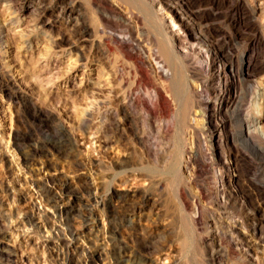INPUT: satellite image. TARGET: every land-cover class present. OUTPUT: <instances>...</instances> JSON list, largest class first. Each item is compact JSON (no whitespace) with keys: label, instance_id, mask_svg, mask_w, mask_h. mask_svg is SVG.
Instances as JSON below:
<instances>
[{"label":"rangeland","instance_id":"obj_1","mask_svg":"<svg viewBox=\"0 0 264 264\" xmlns=\"http://www.w3.org/2000/svg\"><path fill=\"white\" fill-rule=\"evenodd\" d=\"M75 1L83 4L86 21L99 27L98 33L78 42L71 29L51 19L49 37L55 44L27 17L17 26L8 20L19 0L0 3V250L7 251H0V264H264V138H254L255 149L237 136L240 119L257 116L250 95L257 82L237 83L240 109L237 104L213 113L202 100H213L214 93L202 85L200 54L208 45L219 46L221 32L236 30L224 9L215 18L208 15L210 6L184 10L191 27L182 30L187 39L178 46L191 53V60L182 66L161 51L154 17L143 5L109 0L100 8L89 0ZM158 16L167 17L164 11ZM102 38L103 54L97 57L91 43ZM133 44L143 59L137 63L127 54ZM245 45L241 39L234 49ZM77 48L86 55L68 69L67 54ZM98 58L108 73L112 70V95L108 85L89 88L99 73ZM162 69L172 75L164 76ZM136 75L141 83L132 86ZM128 87L140 102L127 103L124 113L114 95L130 92ZM159 89L165 102L153 97ZM59 130L73 139L66 154L50 147ZM30 145H45L47 151L27 165L24 152ZM116 154L127 161L117 162ZM48 162L52 167L44 169ZM226 174L233 182L224 191L219 177ZM38 184L62 197L59 203L70 209L78 235L57 219L50 226L37 215V230L24 221L23 212H36L41 204ZM130 204L142 207L141 213L124 212Z\"/></svg>","mask_w":264,"mask_h":264},{"label":"bare ground","instance_id":"obj_2","mask_svg":"<svg viewBox=\"0 0 264 264\" xmlns=\"http://www.w3.org/2000/svg\"><path fill=\"white\" fill-rule=\"evenodd\" d=\"M11 0H0V3L3 2L4 5H8V3ZM18 1V0H17ZM130 4H140L143 5L147 11H150L151 16L154 17L155 20V31L157 32V36L159 38V44L161 51L167 56L172 58V60L176 64L182 63L183 61H189L191 60V53L187 51H182L180 49V46H178V42L184 38L187 39V36L182 37L181 32L182 30L187 29L190 26V20L189 17L185 14L186 8L196 7V8H206L210 6L208 15L211 18H215L218 15H220L219 10L224 9V16L225 18L234 26L236 27V30L234 34H228L226 32L220 33V39L216 40L219 43V46H206V48L203 50V53L199 54L203 57L204 62V71L205 73L203 75V81L202 85L204 87L209 88V91L211 93H214V98L212 99H202L204 102L207 103V107L215 112H228L231 107L236 106L238 104L236 98H235V89L237 86V83L241 80L248 81V82H257L256 87L251 89L250 95L252 101L255 102V110L257 112L256 118L249 121L247 119H240L239 121V130L237 133V136L239 139H241L243 142L248 143L252 145L255 149H258V145L256 144V140L254 141V138H257L258 140L260 138H264V131H263V120H264V80L262 81L260 77L264 75V0H176L174 2H171L169 0H126ZM20 3H17L18 6L14 8V10L10 13L9 21L12 22L13 25L17 26L19 21L23 17H27L30 21H32V26L34 29L38 28L40 31L44 33V36L47 37L48 41L55 44L52 39H50L49 35H51L53 26L50 24V20H58L59 23L72 30L77 36L76 41H80L83 39L84 36L90 37L94 36L98 33V28L93 26L95 24L90 25L85 19L84 14L82 12L83 4L81 2H77L75 0H19ZM92 4L96 5L97 7L102 8L104 5H107L109 0H89ZM112 3V2H111ZM114 4V3H112ZM105 7V6H104ZM114 7V6H113ZM136 7V6H135ZM117 9V8H116ZM115 9V10H116ZM208 9V8H207ZM99 10V9H98ZM105 10V9H104ZM111 10V9H110ZM114 10V8L112 9ZM192 10V9H191ZM103 11V10H102ZM119 11V10H118ZM165 12L167 17L160 18L158 16V12ZM223 11V10H222ZM109 12V11H108ZM114 12V11H112ZM111 12V14H112ZM199 12V11H198ZM194 13V12H193ZM110 14V15H111ZM191 14V13H190ZM86 15V14H85ZM116 15V14H115ZM122 16V13L120 14ZM149 15V14H148ZM124 16V15H123ZM120 17L121 19H124V17ZM204 17V16H203ZM111 18V17H110ZM206 18V16H205ZM208 18V17H207ZM220 18V17H219ZM107 19V18H106ZM114 19V18H113ZM126 19V18H125ZM213 20V19H212ZM225 20V19H224ZM97 21V20H96ZM107 21V20H105ZM114 21V20H113ZM121 21V20H120ZM128 21V20H127ZM100 23V22H99ZM130 24V22H129ZM127 25V24H126ZM99 26V25H98ZM103 26V25H102ZM133 28V27H132ZM222 28V27H221ZM60 29V28H59ZM101 29V28H100ZM66 30V29H65ZM130 30V29H129ZM133 30V29H132ZM231 30V29H230ZM37 31V30H36ZM134 31V30H133ZM56 32V31H55ZM71 32V31H70ZM69 32V33H70ZM187 32V30H186ZM63 33V32H62ZM188 33V32H187ZM71 34V35H73ZM199 34V33H198ZM201 34V33H200ZM199 34V35H200ZM103 35V34H101ZM130 35V34H129ZM127 35V36H129ZM58 39L63 41L65 39L64 34L58 33L57 34ZM135 36V35H134ZM91 37V38H92ZM132 37V36H131ZM195 34L193 35V38L195 39ZM199 37V36H198ZM55 38V36H54ZM68 38V37H67ZM75 38V37H74ZM135 38V37H134ZM132 37V40L134 39ZM57 39V40H58ZM72 38H70L71 40ZM126 39V38H124ZM131 39V38H130ZM245 40L246 45L241 48L240 51L237 49H234V45L239 40ZM46 40V39H45ZM69 40V39H68ZM86 40V39H85ZM93 40V39H92ZM131 40V41H132ZM75 41V40H74ZM73 41V42H74ZM129 41V40H127ZM28 42V41H27ZM59 42V40H58ZM72 42V41H71ZM70 42V44H71ZM72 42V43H73ZM89 42V41H88ZM122 42V41H120ZM24 43H26L24 41ZM76 43V42H75ZM91 43V42H90ZM103 43V38L100 40H93L91 45L96 49V56L99 57L100 54H103L102 49L100 46ZM136 43V42H135ZM65 44V43H64ZM67 44V43H66ZM81 44V43H80ZM104 44V43H103ZM129 44V43H128ZM132 44V43H131ZM88 45L89 44H85ZM53 46V45H52ZM84 46V45H83ZM104 46V45H103ZM123 46V45H122ZM137 46V45H136ZM248 46V47H247ZM80 47V46H79ZM106 47V46H105ZM108 47V46H107ZM132 49L128 54L130 57L129 59L133 60L135 63H137L140 59V56L137 55V48H134V44L132 45ZM237 47V46H236ZM84 48V47H83ZM123 48V47H122ZM125 48V47H124ZM127 48V47H126ZM32 49V48H31ZM86 49V48H85ZM92 49V48H91ZM120 49V48H119ZM140 49V48H139ZM142 49V48H141ZM121 50V49H120ZM123 50V49H122ZM128 50V49H127ZM83 51V50H82ZM85 51V50H84ZM83 51V53H84ZM91 51V50H90ZM109 51V50H108ZM107 51V52H108ZM200 51V50H199ZM94 52V50H93ZM124 51H122L123 53ZM238 52V54H237ZM78 48L70 50V52L67 54L66 62L68 69L72 68L75 69L77 65L83 60L84 55ZM125 53V52H124ZM95 55V54H94ZM106 55V54H105ZM108 55V54H107ZM123 55V54H122ZM193 55V54H192ZM197 55V54H196ZM102 57V56H101ZM105 57V56H104ZM108 57V56H107ZM106 57V58H107ZM124 57V55H123ZM193 57V56H192ZM195 57V56H194ZM96 58V57H95ZM126 58V57H125ZM85 59V58H84ZM87 59V58H86ZM85 59V60H86ZM104 59V58H103ZM128 59V58H127ZM126 60V59H125ZM143 60V59H142ZM141 60V61H142ZM96 69H98V75L94 80H91L89 83V88L92 91L95 87H105L108 85V92H113V88L110 85L111 82V74L108 73V71L105 69V67L100 63V59L97 60ZM103 61V60H102ZM49 62V61H48ZM84 62V61H83ZM87 62V61H86ZM140 63V62H139ZM138 63V64H139ZM174 63V64H175ZM105 64V63H104ZM133 64V63H132ZM188 64V63H187ZM89 65V64H88ZM134 65V64H133ZM79 66V65H78ZM108 66V64L106 65ZM113 67V65H110ZM136 66V65H135ZM134 66V67H135ZM110 67V68H111ZM115 67V66H114ZM117 67V66H116ZM115 67V68H116ZM188 67V66H187ZM133 68V67H132ZM131 68V69H132ZM193 68V67H192ZM119 69V68H118ZM136 69V67H135ZM134 69V70H135ZM200 69V68H199ZM114 70V69H113ZM145 71V70H144ZM147 71V70H146ZM164 76L169 77L171 74L168 69L163 70ZM117 72V70H116ZM135 72V71H133ZM136 72L138 74H141L142 69L141 66L137 65ZM160 72V71H159ZM118 73V72H117ZM199 73V72H198ZM145 74V73H144ZM195 74V73H194ZM200 74V75H202ZM118 75V74H117ZM135 75V73H134ZM163 75V74H162ZM172 75V74H171ZM52 76V75H51ZM117 77V76H115ZM171 77V76H170ZM258 77L260 79L254 80L253 78ZM12 78V77H11ZM14 78V77H13ZM118 78V77H117ZM141 79V78H140ZM12 80V79H11ZM202 80V79H201ZM122 81V79H121ZM137 78V75L134 80H132V86L140 82ZM185 81V80H184ZM200 81V80H199ZM114 82V81H113ZM182 82V80H181ZM81 83V82H80ZM83 83V82H82ZM131 84V83H130ZM200 84V83H199ZM81 85V84H79ZM140 85V84H139ZM186 85V84H185ZM13 86V85H12ZM137 86V85H135ZM188 86V85H187ZM201 86V85H200ZM73 87V86H72ZM79 87V86H78ZM86 87V86H85ZM115 88V87H114ZM136 88V87H134ZM97 89V88H96ZM126 89V88H125ZM130 90V88L128 87ZM126 89V90H128ZM70 90V89H68ZM103 91V90H102ZM116 91V90H115ZM118 91V90H117ZM120 91V90H119ZM135 91V90H134ZM93 92V91H92ZM133 92V91H132ZM137 92V91H136ZM124 93V92H123ZM153 95L154 99L157 101H164L165 98L162 95L160 89L154 92ZM69 94V93H68ZM85 94V93H84ZM107 94V93H106ZM120 94V93H119ZM92 95V94H91ZM137 95V94H136ZM185 95V94H184ZM95 97V96H94ZM237 97V96H236ZM114 98L118 100L120 104L121 111L125 113V105L127 103H134L138 104V97H135L130 92H125L122 95H114ZM108 100V99H107ZM110 101V99H109ZM108 101V102H109ZM240 101V100H239ZM112 102V101H111ZM140 102V101H139ZM165 102V101H164ZM201 102V101H200ZM117 103V102H116ZM143 103V102H142ZM135 105V106H136ZM142 105V104H141ZM146 105V104H145ZM206 105V104H205ZM138 106V105H137ZM132 107V106H131ZM238 109L241 108V104H238ZM119 109V108H118ZM129 109V108H128ZM235 109V108H234ZM152 112V111H151ZM116 113V112H115ZM130 113V112H129ZM119 114V112H118ZM117 114V115H118ZM127 114V113H126ZM124 115L127 117V115ZM152 114V113H151ZM210 114V113H209ZM115 115V116H117ZM109 116V115H108ZM114 117V116H113ZM210 117V116H209ZM109 119V118H108ZM111 119V118H110ZM118 119V118H117ZM130 118H124V120H129ZM185 119V118H184ZM123 120V121H124ZM122 121V119H121ZM133 121V120H132ZM120 122V121H119ZM129 122V121H128ZM131 123V122H130ZM134 123V122H133ZM119 124V123H118ZM129 124V123H128ZM61 128V127H60ZM125 128V127H124ZM127 129V128H126ZM129 129V127H128ZM67 130V128L65 129ZM65 130H59L58 132V138L51 144V148L57 152L58 154H66L68 153V149L70 151L73 150V139L72 136ZM118 130V129H116ZM133 131V130H132ZM131 132V131H130ZM71 133V132H70ZM137 133V132H135ZM140 137V136H139ZM141 138V137H140ZM78 139V138H77ZM126 139V138H124ZM142 139V138H141ZM133 141V139L131 140ZM137 141V139H134V143ZM261 141V140H259ZM75 142V141H74ZM129 142V141H128ZM127 142V143H128ZM145 142V141H144ZM262 142V141H261ZM131 143V142H130ZM133 143V142H132ZM29 144V143H28ZM33 144V143H32ZM107 144V143H106ZM124 144V143H123ZM137 144V143H135ZM140 144V143H139ZM144 144L143 142L140 144V146ZM26 145V144H25ZM25 145H22L23 147ZM134 145V144H133ZM131 145V147L133 146ZM21 146V147H22ZM45 146V145H44ZM44 146H34L30 145L27 146V150L24 152V163L30 164L32 160L39 155V153L43 150H46ZM78 146V145H77ZM105 146V144H104ZM144 145H142L143 147ZM126 148V147H125ZM134 148V146H133ZM22 149V148H21ZM50 149V148H49ZM76 149V148H75ZM131 149V148H130ZM148 149V148H146ZM80 150V149H78ZM135 150V149H134ZM143 150V149H142ZM23 151V150H22ZM77 151V150H76ZM134 152V151H133ZM144 152V151H143ZM141 154V152H139ZM146 153V152H144ZM147 153L150 152L147 150ZM131 154V153H130ZM107 155V154H106ZM119 154H116L117 156L116 160H126L125 156H118ZM143 153L141 154L142 157ZM63 156V155H62ZM105 156V155H104ZM108 156V155H107ZM114 156V157H115ZM72 157V156H71ZM106 157V156H105ZM113 157V156H112ZM111 157V158H112ZM140 158V156H139ZM155 158V157H154ZM204 159V158H203ZM92 161V160H91ZM127 161V160H126ZM125 161V162H126ZM204 162V161H203ZM223 162V161H222ZM230 162V161H229ZM92 163V162H91ZM123 163V162H122ZM98 164V163H97ZM119 164V163H118ZM127 164V163H126ZM203 164V163H202ZM223 164V163H222ZM204 165V164H203ZM223 166V165H222ZM225 166V165H224ZM44 169H49L52 167V164L50 162L44 163L42 165ZM96 167V166H95ZM219 175V174H218ZM216 175V176H218ZM215 177V176H214ZM254 177V176H253ZM129 178V177H128ZM127 178V179H128ZM220 180L222 182L223 190L226 191V184H230L232 181V177L229 174H226L224 177L220 175ZM218 178V179H219ZM226 178L227 183L223 180ZM258 178V177H257ZM256 177H254V180H257ZM130 179V178H129ZM48 181V179H46ZM217 180V179H216ZM35 181V180H34ZM128 181V180H127ZM130 181V180H129ZM220 182V181H219ZM233 182V181H232ZM263 182V181H262ZM31 184H34V182H30ZM125 183V182H124ZM123 185H126L124 184ZM136 183V182H135ZM232 184V183H231ZM35 185V184H34ZM89 185V184H88ZM130 185V184H129ZM133 185V184H132ZM264 185V183H263ZM38 196L41 199L40 206L36 207V212H29L25 211L23 212L24 221L28 224H31L33 228L39 229L41 227L40 221L37 220V215L40 217H43V221L46 224L52 223L50 226H53V220L57 219L58 222L64 223L68 225V229L72 236L78 235L79 232L76 231L71 227L70 220L71 217V211L70 209L63 207V203H59L61 201V196L57 195H51V190L44 186L38 184ZM128 186V185H127ZM218 187V186H217ZM260 187V185H259ZM222 189V188H221ZM37 190V189H36ZM62 190H65L62 188ZM229 190V189H228ZM261 191H264V189H260ZM93 192V191H92ZM143 192V191H142ZM222 192V191H221ZM136 194L134 191L133 195L131 194V197H133ZM231 194V193H230ZM142 195V194H141ZM144 197V196H143ZM126 198V197H125ZM90 199V198H89ZM124 199V198H123ZM132 200V199H131ZM217 200V199H216ZM123 201V200H122ZM130 201V200H127ZM124 202L125 204H128V202ZM118 202V201H117ZM136 202V201H135ZM142 202V201H141ZM134 203V202H133ZM140 203V202H139ZM33 204V203H32ZM114 204V203H113ZM121 204V203H118ZM36 205H33V209ZM126 206V205H124ZM123 206V207H124ZM139 206V205H138ZM110 206H108L109 208ZM112 207V206H111ZM115 207V206H114ZM117 207V205H116ZM32 209V210H33ZM114 209V208H113ZM35 210V209H34ZM110 210V209H109ZM139 210L142 211V207H137L135 204L133 205H127V207L124 208V212L127 211H136ZM198 211V210H197ZM106 212V211H104ZM149 212V211H148ZM128 213V212H127ZM141 213V212H140ZM150 213V212H149ZM144 214V213H143ZM92 216V215H91ZM133 216V215H132ZM86 217V216H85ZM108 217V215H107ZM85 220V219H84ZM132 220V219H131ZM134 220V219H133ZM112 223V221H111ZM131 223V222H130ZM148 223V222H147ZM261 223V222H260ZM259 223V225H260ZM57 224V222H56ZM109 224V222H108ZM134 224V223H133ZM262 224V223H261ZM57 227V226H55ZM146 227V226H145ZM53 228V227H52ZM75 228V227H74ZM112 228V227H111ZM148 228V227H147ZM60 229V228H59ZM254 230V233H256L258 227L252 228ZM89 230V229H88ZM146 230V229H144ZM149 231V230H148ZM147 231V232H148ZM258 232V231H257ZM260 232V231H259ZM261 234V233H260ZM259 238V237H258ZM261 239V238H260ZM66 242V241H65ZM67 243V242H66ZM237 243V242H236ZM235 243V244H236ZM65 244V243H64ZM66 245V244H65ZM68 245V244H67ZM66 245V246H67ZM68 248V247H67ZM70 248V247H69ZM1 252L6 251V249L0 250ZM69 251V249H68ZM102 253V252H101ZM69 254V253H68ZM3 255V254H2ZM99 256V255H98ZM93 257V256H92ZM125 258V257H124ZM123 258V259H124ZM160 258V257H159ZM167 258V257H166ZM94 259V258H93ZM97 259V258H96ZM99 259V258H98ZM7 260V259H6ZM103 260V259H102ZM163 260V259H162ZM96 261V260H95ZM99 261V260H98ZM104 261V260H103ZM89 262V261H88ZM97 262V261H96ZM95 262V263H96ZM122 262V261H121ZM152 263L150 264H159V261L151 260ZM13 263V262H12ZM90 264H94L93 262H89ZM124 263V262H122ZM146 263V262H145ZM144 263V264H145ZM3 264V263H2Z\"/></svg>","mask_w":264,"mask_h":264}]
</instances>
